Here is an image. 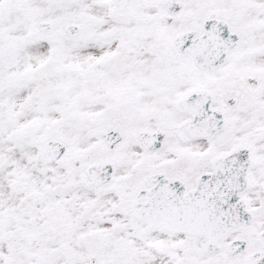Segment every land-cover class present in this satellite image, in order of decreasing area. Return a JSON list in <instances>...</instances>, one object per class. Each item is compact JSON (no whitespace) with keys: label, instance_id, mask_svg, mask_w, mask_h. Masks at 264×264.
<instances>
[{"label":"snow or ice","instance_id":"1","mask_svg":"<svg viewBox=\"0 0 264 264\" xmlns=\"http://www.w3.org/2000/svg\"><path fill=\"white\" fill-rule=\"evenodd\" d=\"M0 264H264V0H0Z\"/></svg>","mask_w":264,"mask_h":264}]
</instances>
